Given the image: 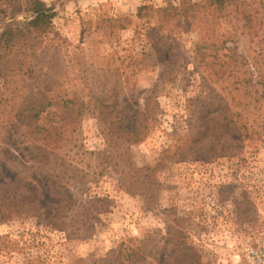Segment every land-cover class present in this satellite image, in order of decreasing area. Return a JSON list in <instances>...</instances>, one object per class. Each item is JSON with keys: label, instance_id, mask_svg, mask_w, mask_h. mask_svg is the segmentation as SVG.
I'll use <instances>...</instances> for the list:
<instances>
[{"label": "rangeland", "instance_id": "1", "mask_svg": "<svg viewBox=\"0 0 264 264\" xmlns=\"http://www.w3.org/2000/svg\"><path fill=\"white\" fill-rule=\"evenodd\" d=\"M43 1L56 15L25 93L75 102L46 107L45 165L19 132L27 100L0 95V264H248L264 246V0Z\"/></svg>", "mask_w": 264, "mask_h": 264}, {"label": "trees", "instance_id": "2", "mask_svg": "<svg viewBox=\"0 0 264 264\" xmlns=\"http://www.w3.org/2000/svg\"><path fill=\"white\" fill-rule=\"evenodd\" d=\"M209 1V4L221 10L237 0ZM21 7H24L26 12L23 23L21 25L11 24L10 22L17 17ZM55 15L56 12L52 5L46 4L43 0H0V17L9 20L0 30V77L2 78L0 95L5 96L4 94L9 91L11 99L27 100V105H22L25 114L22 107H19V112H16V115L23 117L22 124L27 128L26 131L19 132L27 133L25 138L33 144V147H36V151L31 153L30 158L45 165L51 164L50 155L48 150L40 147L38 143L47 145L51 135H56L50 134L55 126L44 123L46 115L50 113L46 107L51 104L59 105L58 99H62L65 104L75 102L74 94L62 95L54 87L43 86L37 93H25V90L29 89L26 86L27 79L33 78L37 72V50L44 36L51 31ZM231 74L234 78L231 82L237 84L235 88L240 89L245 96L257 101L259 98L258 89L251 88L247 92L246 79L238 77L236 73ZM256 77V83L264 85V73H256ZM251 91L257 95L253 96ZM74 106L76 110L86 108L79 103H75ZM32 110L33 113H31ZM201 118L205 119V116L203 115Z\"/></svg>", "mask_w": 264, "mask_h": 264}, {"label": "built area", "instance_id": "3", "mask_svg": "<svg viewBox=\"0 0 264 264\" xmlns=\"http://www.w3.org/2000/svg\"><path fill=\"white\" fill-rule=\"evenodd\" d=\"M248 264H264V246L248 247L245 251Z\"/></svg>", "mask_w": 264, "mask_h": 264}]
</instances>
